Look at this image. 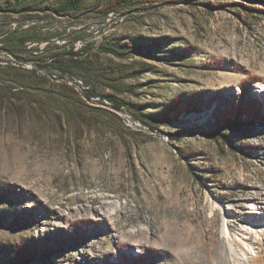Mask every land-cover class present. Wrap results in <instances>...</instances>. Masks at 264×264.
I'll return each instance as SVG.
<instances>
[{"label": "rangeland", "instance_id": "obj_1", "mask_svg": "<svg viewBox=\"0 0 264 264\" xmlns=\"http://www.w3.org/2000/svg\"><path fill=\"white\" fill-rule=\"evenodd\" d=\"M115 1L81 0L72 17L32 9L4 27H36L47 37L40 49L63 48L79 33L75 45L91 42L87 52L109 39L135 42L131 60L143 69L123 81L134 91L96 92L173 119L114 130V117L92 112L112 111L74 89L90 109L83 114L103 125L48 104L30 113L0 105V264H264V235L240 232L249 199L264 192V13L256 10L264 2L132 0L106 20L100 10ZM0 60L9 61L1 49ZM9 76L0 70V83ZM225 224L233 256L221 244Z\"/></svg>", "mask_w": 264, "mask_h": 264}, {"label": "trees", "instance_id": "obj_2", "mask_svg": "<svg viewBox=\"0 0 264 264\" xmlns=\"http://www.w3.org/2000/svg\"><path fill=\"white\" fill-rule=\"evenodd\" d=\"M37 1V4H35ZM47 0H0V49L11 55L15 60L20 62H29L31 68H25L21 65L12 66L10 64L1 65L0 70L10 75L9 82L0 83V105L5 110H11L13 105L21 104L27 112L37 106L42 108L44 104L49 105L52 111L59 110L70 116L76 123L85 122L88 125H103V120L96 117L93 121L90 117L83 114L88 109L83 102L79 100L71 85L67 82L59 81L51 76L52 69H57L58 74L63 76H73L81 78L86 85L90 86L88 93H97L98 88H110L112 91H134V86H126L123 81L128 77L140 74L142 69L131 60L134 53L140 50V46L131 40H105L100 42L91 52L87 50L92 48V43L85 41L84 45L75 48V41L82 39L76 32L70 33L72 39L70 43L61 48L56 46L57 50L47 47L40 49L38 42L46 39L43 33L36 27L5 29L7 20L13 14L28 12L32 9L48 10L56 15L73 16L80 10L81 0H62L54 6H48L44 3ZM182 1V0H178ZM255 4H261L264 0H246ZM132 0H117L108 6L101 8L100 12L106 16L109 12L116 11L119 6L131 3ZM263 12L264 9H256ZM78 32V31H77ZM104 54L117 58L119 60H128L129 62L119 66L112 62L100 60L99 55ZM38 68L47 69L48 79L38 74ZM46 87V88H44ZM47 92L44 100L33 96L32 92L38 90ZM100 94V93H97ZM112 100L115 107L124 105L132 115L148 128H157L159 123L169 124L173 119L168 112L151 113L149 105H138L135 103L125 102L124 98L114 92L100 94ZM164 110V109H162ZM193 110V109H192ZM195 110V109H194ZM98 115L107 118V115L114 117L116 120L112 127H123L114 113L104 110H92ZM116 117V118H115ZM238 118L227 120V124H237Z\"/></svg>", "mask_w": 264, "mask_h": 264}, {"label": "bare ground", "instance_id": "obj_3", "mask_svg": "<svg viewBox=\"0 0 264 264\" xmlns=\"http://www.w3.org/2000/svg\"><path fill=\"white\" fill-rule=\"evenodd\" d=\"M65 82H67L69 85L72 86L71 80H65ZM260 90L261 91L264 90V85L260 86ZM97 98H104V96L97 94ZM89 104L96 106V102H89ZM98 106L105 108V103H98ZM121 108H122V111L130 112L124 105H122ZM135 119L136 118L132 115V113L126 114V122H134ZM136 120H137V130H139V131L148 130V127L146 125L141 123L138 119H136ZM249 203L253 205V207H251V208H253V210H251L250 213H248L249 218H246L242 221V225L240 226V232L243 235L253 234L256 239H258V238L260 239V236L264 235V192H262L260 194V197L259 196L258 197H252L251 199H249ZM258 214L260 215V217L257 216ZM219 234H220L221 244H222L223 249L226 250L231 256H233V254L236 253L235 248H234L236 246L234 245L233 241L231 240L229 227L225 224L220 229ZM241 237H239L240 240H241ZM244 238H245V236H244ZM243 243H244V241H243ZM251 252H252V250H251ZM240 254L243 258L246 255L245 252H243V250Z\"/></svg>", "mask_w": 264, "mask_h": 264}, {"label": "built area", "instance_id": "obj_4", "mask_svg": "<svg viewBox=\"0 0 264 264\" xmlns=\"http://www.w3.org/2000/svg\"><path fill=\"white\" fill-rule=\"evenodd\" d=\"M114 12H109L107 14L106 20H110L112 17H114ZM122 19V18H119ZM84 45V42L81 44L75 45V48L81 47ZM8 57L9 61H1V65H7L10 64L12 66H19L21 65L22 67H25L24 64H20L15 58H13L11 55L3 51ZM27 66V65H26ZM51 76L59 81L61 80H71L72 81V88L81 96V98L89 104V102H96V106H98V103H105V109L110 110L112 112H115L116 114L119 115L121 122L124 127L132 130H137V120L135 119L134 122H126V114L131 113V112H125L122 111L121 106L115 107L113 105L112 100H110L108 97L104 96V98H97V93H88L90 86L86 85V83L79 77H73V76H66V75H59L57 72H53Z\"/></svg>", "mask_w": 264, "mask_h": 264}]
</instances>
